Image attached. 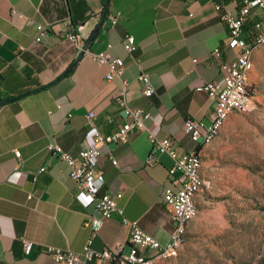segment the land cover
Instances as JSON below:
<instances>
[{
  "label": "crops",
  "instance_id": "1",
  "mask_svg": "<svg viewBox=\"0 0 264 264\" xmlns=\"http://www.w3.org/2000/svg\"><path fill=\"white\" fill-rule=\"evenodd\" d=\"M105 2L0 0V96L23 95L0 105V264H59L45 247L81 252L91 237L98 251L118 245L128 250L130 228L117 214L96 232L85 225L90 216L100 218V212L69 176L67 164L48 152L51 143L73 156L93 147L89 111H95L104 133L122 126L126 114L115 95L124 80L129 83L128 105L150 117L146 130H135L126 143L109 145L118 165L100 158L97 184L100 193H121L117 205L125 216L163 245L170 242L173 229L163 203L164 188L173 182L172 160L151 145L149 132L176 139L182 152L201 147L202 156L210 145L194 142L184 123L188 118L206 126L213 122L216 102L199 88L222 78L210 53L227 45L229 33L216 4L234 10L235 0H110L104 26L78 59L81 49L66 35L78 33L84 47L100 23ZM14 9L26 18L14 15ZM117 13L112 26L108 16ZM38 24L51 27L40 43L35 41ZM126 34L135 37L133 53L122 45ZM103 51L125 62L121 75L112 80L107 79L108 67L90 56ZM234 54L225 50L228 58ZM74 61V72L65 75ZM142 72L150 75L152 97L143 94ZM43 166L47 170L32 181ZM23 239L33 242L29 252Z\"/></svg>",
  "mask_w": 264,
  "mask_h": 264
},
{
  "label": "built area",
  "instance_id": "2",
  "mask_svg": "<svg viewBox=\"0 0 264 264\" xmlns=\"http://www.w3.org/2000/svg\"><path fill=\"white\" fill-rule=\"evenodd\" d=\"M236 9L231 10L223 3H217L216 9L221 15V19L228 29L229 41L227 45L218 46L210 53L213 60L222 72V78L214 82H206L199 90L208 93L209 97L216 102L215 114L212 124L206 126L202 121L188 118L185 120L184 129L191 139L200 144V140H207L217 130V122L223 117L231 114V110H244L251 107V89L246 81L245 64L248 62V54L252 49V44L264 40V0H239L236 1ZM14 15L26 18L24 15L13 10ZM120 13L109 15L108 20L113 26L117 23ZM38 35L35 39L40 43L46 37L51 27L49 25L38 24ZM66 39L75 47L82 49V37L76 32H69ZM122 45L126 52L133 53L137 50L135 37L126 34L122 39ZM235 52L233 58L225 55L226 49ZM92 59L106 65L109 69L108 80L120 76L125 66V62L120 57H113L106 51L91 52ZM197 61V60H195ZM143 84V94L152 97L155 89L151 82L149 73L142 72L138 77ZM121 89L116 93L115 99L118 105L125 111L126 121L117 130L110 133L102 132L96 124L97 115L95 111L87 113L89 127L93 133L94 146L80 151L78 156H73L65 151L61 145L51 143L48 152L65 162L69 169V176L79 185L82 191L94 201L96 209L101 217L90 216L85 221L86 226H90L94 232L98 231L104 220L112 218L117 214L122 224L130 228L129 247L124 251L123 245L114 248L96 250L92 247L93 238H89L81 252L70 249L64 250L54 246L45 247L46 253L59 264H86L105 263L113 264H143L159 259L166 249H174L178 245L179 238H186L188 228H183V220L190 212H199V207L189 205L191 192H199V182H195V175H203V161H199V151H180L176 139L172 137H159L149 132L151 145L160 153L165 154L172 160L169 167V176L172 184L166 185L163 192V203L169 211L173 225L170 242L163 245L154 236L144 231L138 221L130 220L125 216L124 210L117 205V200L122 197L121 193H100L97 179L101 171L97 169L100 158L109 159L114 165H118L113 153L109 150V145L126 143L129 141L131 133L135 130H146V120L150 114L139 108H132L128 105L127 81L122 82ZM15 155L21 159V151L16 149ZM47 170L43 166L32 174V181L36 182L38 176ZM203 178L204 175H203ZM33 195H29L32 199ZM24 250L29 252L33 242L23 239Z\"/></svg>",
  "mask_w": 264,
  "mask_h": 264
},
{
  "label": "rangeland",
  "instance_id": "3",
  "mask_svg": "<svg viewBox=\"0 0 264 264\" xmlns=\"http://www.w3.org/2000/svg\"><path fill=\"white\" fill-rule=\"evenodd\" d=\"M254 61L251 107L202 152L205 188L186 241L154 264H264V46Z\"/></svg>",
  "mask_w": 264,
  "mask_h": 264
},
{
  "label": "bare ground",
  "instance_id": "4",
  "mask_svg": "<svg viewBox=\"0 0 264 264\" xmlns=\"http://www.w3.org/2000/svg\"><path fill=\"white\" fill-rule=\"evenodd\" d=\"M263 46H264V40L257 41V42L252 44V49L249 51L248 62L245 64V72H247L246 81H247L248 85H249V79H248L249 73L254 68V59H253L254 51L260 47H263ZM252 101H253V95H251V104H252ZM235 111H244V110H231V114ZM231 114H228V116L223 117L222 121L217 122V130L212 134L211 137H207V140H204V144H211L215 140V138L218 136L221 128L223 127V125L228 120V118L230 117ZM199 161H202V156H201L200 152H199ZM195 182H199V192L201 194L205 188V181L203 179V176L202 175H195ZM197 197H198V192H191V194L189 196V205L191 207H198L197 206ZM197 214H198V212H190V214H187L183 220V228H187L189 223L191 222V220H193L197 216ZM185 241H186V238H179L178 245L175 246L174 249L164 250L162 252V255L159 257V259L165 258L168 255H170L171 253H173L174 251H176L177 249L181 248L183 246V244L185 243ZM159 259L148 261V262H143V264H154Z\"/></svg>",
  "mask_w": 264,
  "mask_h": 264
},
{
  "label": "water",
  "instance_id": "5",
  "mask_svg": "<svg viewBox=\"0 0 264 264\" xmlns=\"http://www.w3.org/2000/svg\"><path fill=\"white\" fill-rule=\"evenodd\" d=\"M109 4H110V0H106L105 2V8H104V11H103V14H102V17H101V20H100V23L97 27V29L95 30V32L92 34V36L90 37V39L88 40V42L84 45V47L81 49V53L78 57V59H81L85 54L86 52L90 49V46H91V43L93 42L94 38L98 35V33L100 32V30L102 29V27L104 26V23L106 21V18H107V14H108V8H109ZM23 95H18L16 97H13L11 99H7V100H3L0 102V105L2 104H5L9 101H13V100H16V99H19L21 98Z\"/></svg>",
  "mask_w": 264,
  "mask_h": 264
},
{
  "label": "trees",
  "instance_id": "6",
  "mask_svg": "<svg viewBox=\"0 0 264 264\" xmlns=\"http://www.w3.org/2000/svg\"><path fill=\"white\" fill-rule=\"evenodd\" d=\"M236 1H239V0H236ZM90 37H91V36H90ZM76 64H77V61H74V62L68 67V69L66 70L65 75L72 74V73L74 72V70H75ZM50 85H52V83L49 84V85H47V86H50ZM249 86H251L250 89H251V92H252V94H253L252 84L250 85V83H249ZM45 87H46V86H45ZM253 95H254V94H253ZM11 98H13V97H9V96H8V97H1V96H0V102L3 101V100L11 99ZM197 150H198V151L201 150V147H198Z\"/></svg>",
  "mask_w": 264,
  "mask_h": 264
}]
</instances>
